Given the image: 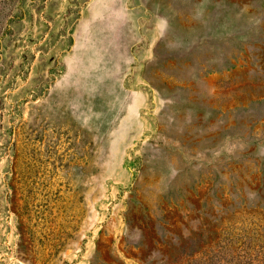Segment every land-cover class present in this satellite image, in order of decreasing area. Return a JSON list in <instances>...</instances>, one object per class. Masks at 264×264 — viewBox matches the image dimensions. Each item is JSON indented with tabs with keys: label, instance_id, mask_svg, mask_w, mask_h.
I'll use <instances>...</instances> for the list:
<instances>
[{
	"label": "rangeland",
	"instance_id": "374dc122",
	"mask_svg": "<svg viewBox=\"0 0 264 264\" xmlns=\"http://www.w3.org/2000/svg\"><path fill=\"white\" fill-rule=\"evenodd\" d=\"M0 264H264V0H0Z\"/></svg>",
	"mask_w": 264,
	"mask_h": 264
}]
</instances>
